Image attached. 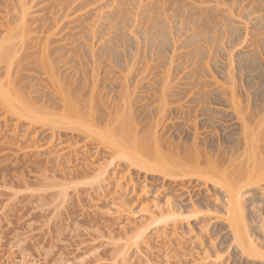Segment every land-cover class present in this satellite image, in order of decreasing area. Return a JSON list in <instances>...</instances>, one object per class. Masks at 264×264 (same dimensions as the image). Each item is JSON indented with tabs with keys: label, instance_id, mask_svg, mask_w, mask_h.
<instances>
[{
	"label": "bare ground",
	"instance_id": "bare-ground-1",
	"mask_svg": "<svg viewBox=\"0 0 264 264\" xmlns=\"http://www.w3.org/2000/svg\"><path fill=\"white\" fill-rule=\"evenodd\" d=\"M113 1L114 0L111 1L110 0H55L54 2H51V0H41L40 1V3L42 2L41 6L39 5V9L34 11V13H32L31 15L30 10L32 6L28 5L29 2L27 3V0H19L18 3H20V7L18 10L16 8L17 10L16 13L14 12L15 14L14 15L12 14V17L11 15L9 16V13L8 14L6 13V16L9 17V20L10 18H13V20L11 23L9 22V20H7L8 19L7 18L5 19V22L4 21L0 22L2 26L3 23L6 22H7L6 24H8L6 26L4 34L3 35L0 34V104L3 106V108H5V111L7 112L6 114H8L9 116L8 118H10V116L13 117L11 118L14 122L13 133H15L14 131L16 130V128H18L19 124H21V126L24 124L25 127L22 126L23 129L25 128L24 130L23 129L22 130L24 132L26 131L25 133L22 132L24 136H27V134L31 132H33L35 135H37L38 133L49 134L47 139L50 140L49 141L46 140L47 143H45L44 145L41 144L35 145V143H31V141L33 142L32 139L28 144V148L29 149L36 148L35 150H38L39 148H43V147L44 148L46 147L47 149L52 148L51 151H54V156L52 153V155H50L52 156L51 159L50 160L48 159L47 162L50 163L51 160L53 162L55 161L54 162L55 164H53L56 168L54 169L55 170L54 173L57 172L58 174L59 172L61 177L64 176L63 178L65 180L68 179L67 181L77 182V185H78V180L79 183L80 180H82L83 182L81 181L80 183L81 185L85 184L86 186L89 185V188L92 187V188H98L99 190L102 189L104 192L101 190L102 193L98 192V194L100 195L102 194V196L106 194L107 197L110 196V198L112 197V199L116 201L117 200L122 201L121 202L122 204L123 203L125 204L127 202H125L126 199L123 198L124 194L123 195L121 194L124 192L121 191H123V189L125 190L126 188L125 193H127V189L128 190L130 189L132 192L135 193V195H132L133 193H131V191L128 192L131 193L130 195H132L131 196L132 198L129 196V194L126 195L129 196L130 201H133V199L134 200L137 199L138 202L141 203L140 204L141 210H143L147 214L146 220L150 221L149 222L150 224L153 223L159 228H160L159 225L161 226L163 225L164 229H167V231L168 229L173 227V225L174 228L175 227L177 228V226H179V225L176 226V224H179L177 223L179 222L177 221V218L180 221L181 219H184V218L179 219V217H181L182 215H183L182 217H185L186 214L184 213L187 211L189 212L192 211V213L189 214L191 219H193V217L191 216H195L194 220H196V218H199L197 217V215L201 213L200 212L201 210L199 209L201 208L199 206V204L201 203L199 202L198 204L195 202L196 203L195 204L194 202H189L190 203L189 204L190 209H189V206L187 205H186L187 207L184 205H180V202L182 204V200L181 201L179 200L180 202H178L177 198L176 201L175 199L172 200L173 198L171 199V197L173 195H170L171 193L165 191L163 193L165 194V198H161V196L156 198V196H154L155 202L152 201L153 205L152 204L150 205L149 202H146V200L151 201V199L147 197L148 196L147 194H146L147 196L145 197V193H148V190L146 188H142L141 190L139 189L140 191L137 190L136 188L137 185L133 184L135 182H133L134 179H132L133 177L132 174L130 173L131 172L130 168L135 167V168H139L140 170L142 169L144 170V172L146 171L147 173V174L145 173L146 175L152 174L153 175L152 177L158 176V178H160L161 183L163 185L167 182L169 183L171 182L174 185H181L183 188L184 187L183 185L185 184L186 186L187 183H191V184L196 183L198 185L204 184L203 186L206 187L209 184L212 185L219 184L217 187H220L223 190L221 196L224 199L223 201L225 202V205H223L224 207H220L219 204L217 205L216 203V206L214 207L215 209L217 206H218L217 209L219 210L220 208L221 210L222 208H224V211L222 210V212L224 213V217L218 215L221 218L218 217L217 218L219 220L225 219L226 221L225 220L224 221L226 223L228 222V227H230L231 229L230 232L232 233L231 234L232 241H234L235 247L238 252H241L249 260H252L254 262L261 260L264 263V237L256 238L252 236L253 231L251 232V230L249 229L250 223L247 220L248 218H246L247 214L245 215L246 211L244 209L246 207L244 206V201H243V192H244L243 188L247 185L251 186V188L254 187V190L258 188L260 191V192L258 191L260 193V196L264 195V85L260 86L257 92L255 93L253 92V94L250 93V95L248 94L247 100L248 101L250 100L249 102L251 103L247 102L248 104L244 105L243 103L244 97L242 98L240 95V97L242 98L241 99L237 93V91L240 89V87L237 88L238 81L237 83L235 82L236 81L235 69H237V67L242 68L243 65H246L247 61L246 63H243V59H245L246 57L249 58L248 55H251L249 61L253 60L252 61L253 65L251 61L248 62L247 65L251 64V66L256 67L257 62L256 63L254 62L255 55L253 54L252 57L251 54L252 53L251 51L254 46L251 44L252 40L251 41L248 40L249 38L245 39V36L247 34L246 35L242 34L243 36L241 35L240 37H237V39L235 38V35L237 33L233 35L234 36L233 40L236 39L238 41L236 40L233 41V44H235L236 42V46H234L232 44V41L229 40L231 43V44L228 43V45L230 44L229 48L234 46L233 50H235L238 48V45H242L244 41H245L244 43H246V41L247 42L250 41L249 49L247 47V44L246 47L250 51L252 45V49L250 51L251 53L249 52L250 54L249 53L246 54L247 51L244 50L245 56L243 58V56L239 55L240 54L239 52L241 51L240 50L239 52H237L239 53L238 55L240 56V59L236 60L233 56H235L234 52H236L237 50L230 51L232 49L231 48L230 50H228L229 54H227L229 56L230 52L232 53L231 57L229 58L228 56L226 57V53H227L226 50L228 49L227 48L228 46L225 47L226 45L224 44L225 46L223 45L222 46L225 47V50L224 48L223 50L221 49V51H223V52L220 51L221 57L228 58L229 61L230 59L232 60L234 59L233 60L234 62L235 60L239 61L236 63L238 66L236 67V65H234L233 64L234 62L232 63V61H230L231 63L227 61L228 65L225 66L226 69H224L225 67L222 65L221 67H224L223 68L224 70L223 69L221 70V67L217 65L215 66L216 69L214 70L212 69V67H214V64L213 66H211V64L213 62L216 63L215 61H213L215 59L214 57L215 56L217 57L216 55L217 53L219 56L220 54L219 50L220 48H222V46L219 45L220 48L219 50H217V48L219 47L217 44H220L221 42L220 38L224 37L223 34L220 35L218 34L217 31L219 29V32H223V29L221 27L224 25L223 28L225 29V26L227 25L226 22L229 23L230 18H232L231 22H233L234 21L233 17L236 16L234 14V11L232 10L233 8L232 9L229 8L231 5L228 6V11L225 10V12L227 13L231 11L229 13V15H231L230 18L229 16H227L228 14L225 13L224 16H227L229 19V20L226 19L227 21L225 22V17L222 15L223 11L221 9L219 10H221L220 12L222 13L216 11L218 10L217 9L218 7L216 8V6L217 5L219 6L220 3L222 4L223 3L222 0L221 1L215 0L216 5H214L213 9L211 7V5L214 4L213 0H212L213 2L212 4L210 2L211 5L208 3L205 4L204 3L205 1L202 0L201 1L203 2V4L201 3L198 4V2H195L197 3L195 10L194 8L192 9L191 6L189 5L190 2L187 3L190 6V10H193L194 13L195 12L199 13V14L198 13L194 14L195 19L190 16L192 18V23L194 22V20L196 23V21L199 19V16L202 14H203V18L205 17L204 14L206 15L205 19L207 18L208 15H209L208 18L210 17V15L214 17V13L215 16L218 13L219 16L221 15L222 17H224L223 20L224 22H222V20L219 21L220 19L218 16L215 17L218 19L217 22L216 19H213V21H215L216 24L214 22L213 24L209 22V19H208V24H207V19L206 21H204V25L207 24L209 25V27L212 26L210 30L211 32L213 31L212 30L213 27L215 26L217 27L215 29L216 35L215 33H212L215 35L214 36L211 34V32L209 34L208 31L205 30H203V32L201 30L202 33H200L199 31V34L194 32L196 29L200 30L201 23L199 24V20H198L197 22L198 24H195L197 28H194L195 26L191 25V23L190 25H187V21L191 22L189 20L191 18H188L186 22L184 21V24L186 25V26L184 25L185 27L193 26L192 28H194V29L190 28L193 31L187 28L189 29V31H191L189 32V34L191 33L189 35L188 30L186 31V28L182 27L181 22L179 24L178 21L181 19L183 24V20H184L183 17L186 19V17L190 15V13L191 15H193L192 14L193 11L192 12L189 11L190 13L186 14V11L188 13L189 8L187 9L185 7V13H184V11L181 10L182 9L181 7H180L181 9H179L181 11L177 9L178 4H176L175 12H174L173 7L175 5H173V3L171 5L169 0L166 2L165 0H160V3L162 1V4H165L168 10L170 9V11L166 10L167 12H165L163 10H165L166 8L164 5H162L164 9L163 8L161 9L164 12V14L161 11L155 10L156 4L154 6V3L157 2V0L156 1L154 0L155 2L152 0L153 3H151L152 1L150 0H149L150 3L147 2L148 0H140V3H137L139 0H134V1L128 0L129 2L127 1V3L133 2V4L130 3L131 8L130 5H128L129 9H127L128 6H125L127 4L123 5L125 6V11H127L128 13H125L122 10L123 7H121L122 4L120 3L119 0H117V2L115 1L113 2ZM173 1L174 4L177 2V1L175 2V0ZM182 1H183L182 7L187 6L186 1L185 0ZM190 1L192 2V0ZM218 1L220 2L219 4ZM237 1L239 2V0ZM256 1L259 7L260 4H262L261 6H263L262 3L263 1L261 2L260 0L261 3L259 4H258L259 0ZM256 1L252 0V2L254 3L257 9L259 7L256 6L255 4ZM118 2L120 3V5L118 4L119 6L117 5ZM134 2L137 3V5L139 4L138 5L139 12H137L136 9L137 5L134 4ZM141 2L143 4L145 3L144 8ZM168 2L171 5L174 15L176 14V11L177 12L179 11L180 17L175 15L176 20L173 19V22L174 20L176 22L178 18L177 25H179V27L181 25L180 28L183 30V33L185 31L188 34L186 40L190 39L189 40L190 42L189 41H188L189 43L185 42V39H183L184 42L183 44L182 43L181 44L182 46H184L186 45L185 43H187L186 46L188 47L186 48L188 49V51H191L190 53L184 51L187 50L184 47H181L182 52L177 51L179 48L177 44L174 46L175 43L173 44L171 42V44L173 45H170L168 43V41H170V39L168 38L172 36L171 35L172 32L171 33L169 32L171 30V27L173 26L170 24L172 22L169 23L168 21V25H166L169 26L168 27L169 31L165 30L167 28L166 26L163 27L162 25L163 23H159L161 24L160 28L158 26L159 24H157L161 16H164V18L166 17L168 18V16H166L167 13L172 18L174 17V15L169 14L171 12V8H169L170 5L168 4ZM224 2L225 4L227 3L225 0ZM12 3L14 2L12 1ZM148 3H149V7L148 5L146 7V4ZM166 3L169 6L166 5ZM193 3L190 4L193 5ZM204 4L206 10H207V5H209L208 7L210 8V12L214 11V13L213 12H212L213 14H211L210 12L202 13ZM225 4L223 5V7L227 5ZM249 4H251L250 1L247 3V5ZM150 5L154 6L155 8L154 13L157 12L155 16L161 12L160 14L161 16L159 15L160 18L157 15L156 18L158 20L157 23L156 20L154 19L155 17L153 18L155 23L152 18H150L151 22L147 20L145 23L143 21H145L146 19H142L143 24L141 23L142 26L138 27L139 22L136 23L135 21L137 20L141 22L140 19L142 15H145V11H141L142 9L146 10L149 16L150 11L148 12V10L152 8ZM237 5L238 3L233 4V0H232V6L234 7V10H235V6ZM247 5H245V8H247ZM140 6H142L141 7L142 9L140 8ZM158 6L159 4H157V7ZM198 6L199 7L201 6L202 8L199 9L200 12L197 9ZM160 7L161 5L159 6V10H161ZM132 8H134V10H132ZM147 8L149 9L147 10ZM251 9H254V11L256 10L255 8H252V6ZM260 9L261 11L257 10V12H259V15H257L258 17L256 15H255L256 18L254 17V19H257V22L255 20L257 24L255 23L254 26L255 27L258 26L257 28L254 27L255 34L253 33V36L255 35L257 36V37L255 36L254 37L255 39L254 38L253 39L255 40L256 43L258 42V48L256 49V47H254L255 52L253 53L255 54L257 53V51L260 52L258 54H261L262 50L264 52V48H263L264 47V14H263L264 6L260 7ZM130 10L132 11V14H130ZM2 11H3V6H2V10L0 8L1 19L3 17H6L4 14L6 9L5 11H3L4 12L3 14ZM136 12L138 13V16L140 14V17L137 18ZM180 12L183 13L181 14ZM11 13H13V11L11 12L10 9V14ZM152 13H153V9H152ZM152 13L150 14V17L154 16V13L153 14ZM260 13H262L263 15L261 14L260 16ZM134 17H136V19ZM171 17L169 18L172 19ZM133 18L135 19V21L133 20ZM29 20L35 22L38 21V23L37 25L35 23L36 26H33L32 28L29 25ZM39 21L42 22L40 25H39ZM236 21H234V24ZM147 22L150 23V26L149 24H147ZM200 22L203 23L202 17L200 18ZM152 23L156 25V28L157 27L158 28L155 29V26L151 25ZM217 23L218 25L220 24V26H218ZM169 24L171 25V27ZM174 24H175L174 26L177 29L176 23ZM198 25H200V27ZM151 26L154 28V30H156V32L153 31L154 33H152L153 28H150ZM231 26L233 27V24ZM3 28H5V26ZM201 28L203 29V25ZM235 28L236 26H234L233 29ZM32 30L34 31L33 33ZM175 31L177 32V30ZM226 31H228V29ZM204 32L205 35H203ZM168 33H170V37L168 36ZM185 34H184V38H185ZM240 34L238 33L236 36H239ZM216 36L219 39L218 43L216 42L218 41V39L216 40L215 38ZM203 37L205 39H202ZM240 38L241 39L244 38V41L242 42L243 39L239 40ZM212 39L215 40L214 46L212 44L213 43ZM202 40L210 42V44H212L211 45L212 48L208 49L209 44L208 43L206 44V42L201 43ZM157 42L159 43V46L160 43L166 45L168 44V48L165 47L166 50L165 48L160 47L161 50L160 52H158L159 53L158 55L154 52V48ZM241 42L242 44H240ZM255 42L252 43L256 44ZM188 44L191 46L193 45V47L189 46ZM215 44L217 45V48H214L216 47ZM259 44L263 49L259 46ZM169 45L171 47L173 46L172 48L176 47L173 50L171 49L172 52L174 51L173 55H170L171 52H168L170 50ZM161 46L164 47L163 45ZM189 47L191 48V50H189L190 49ZM157 48L155 50L156 52L158 50ZM163 49L165 50V53H161L164 52ZM212 50H215L216 54L213 53ZM183 51L186 52V54L189 56L186 59L183 58L182 55L184 53ZM166 52H168L169 56L166 54ZM212 53L214 54V56H212ZM179 54H181L182 56L181 55L179 56ZM210 56L213 57V60L212 58H210ZM239 56L236 57L239 58ZM180 58L181 59L183 58L184 61H181ZM177 59L180 61L176 62ZM220 61L218 62L219 64H221ZM255 61H257V59ZM260 62L261 60L259 61L258 59L259 64H261ZM238 63L242 64V66H239ZM249 68L251 67H249L248 65V69ZM263 68L264 67L262 66V69ZM257 69L255 70L257 71ZM232 71H234V75ZM244 71H246V73L247 72L249 73L248 77L245 75L247 78H249V80H247L248 82L252 80V77L253 79H255L254 75L256 73H254V71H251V69L248 71L243 68L242 72L244 73ZM103 73L105 80L106 78L110 81L111 79L113 80L111 82V84H113L111 85L112 86L111 90L108 89L105 90L103 88L101 91L99 87L100 86L99 82L105 81L103 80V78H101V75ZM239 74H240V79H242L241 75L244 76L245 73L241 74V69H240V73H238V75ZM262 77H264V75ZM260 78L261 77H259V79ZM108 80H106L105 82H107ZM207 81L209 82V84H207ZM262 81L264 83V79ZM255 82L257 83V81ZM241 83H243L242 80ZM247 84L249 85L250 83ZM243 87L244 86H242V88ZM247 88L252 89L249 86ZM254 89L256 88L254 87ZM259 91L260 93L258 94ZM216 96H222V98L226 101L224 103L229 104L228 108L230 110H232L231 108H234L233 109V113H235L234 116H236V118L238 119L237 121L239 122V126L237 125L239 128L237 132H235L236 136L235 137L233 136L234 140L232 139L233 141H231V144L226 143L227 145H230V147L226 145L228 147L227 149L226 148L221 149L220 148L221 143L219 141L218 142L219 150L217 151V154H215L213 157L211 156L213 153L212 151L210 156L208 151L207 154L203 152V154H205L203 155L202 152L198 150L200 148L201 149L203 148L195 146L196 142L193 141V145L195 147L192 146L191 144L192 147L189 146V149L190 147L191 149L187 150L185 146L186 151L184 153L182 151V154H179L180 151L178 155L175 154L176 151L173 153L172 152L173 148L170 151H168L167 154L165 151L164 153L163 149L161 150L159 147L160 146L159 139L161 138L158 139L159 136L157 137L158 135L157 128L161 120L166 118L167 114L174 109H177L182 113H189V114L192 111L196 112L195 114H197L198 112L212 114V112L211 113L209 112L211 109L208 108L207 106L211 107V104L209 105L208 103L214 101V99H216ZM211 98L214 99L212 100ZM218 100H220L219 97ZM230 106L232 107L230 108ZM223 107H225V105ZM219 114L221 115V113ZM145 115H148L147 118H149L150 120L147 119L148 123L145 124L146 123L145 122L142 125V121H146V120H143L144 117L141 118V116H145ZM214 115L215 114H213V117ZM5 116L6 117L4 122L7 121L6 120L7 115ZM197 116L199 115H196V117ZM212 119L214 120V118ZM212 119L210 120L208 119V121H211ZM7 122L5 124H7ZM9 122H8V126H9ZM214 123L216 124V122ZM211 124L212 121L210 122L209 126H211ZM33 127L34 128L38 127L36 131L34 130L36 133L34 131H31ZM206 129H204L206 130V132L205 131L204 132L205 133L208 132L209 136L210 134L212 135L214 134L213 131H215V129H211V128L210 129L206 128ZM29 130L31 132L27 133ZM9 135H13V134H9ZM23 135L21 136L22 138L24 137ZM31 135L35 140L34 135L32 133ZM46 137L47 135L45 136V138ZM22 138L21 141L25 137L23 139ZM74 139L76 141H74ZM229 140H227V142ZM22 142H24V140ZM22 144L19 143L20 147ZM49 153L50 152H48V154ZM103 154L104 157L101 158L102 159L104 158L105 161L103 159L101 160L103 162L100 163L99 161L97 164H95V161L92 158H94L95 156L98 157L99 155L102 156ZM122 159L123 161L128 163V165L127 163H125L128 168V170L127 168H125V170H127L128 172L125 171L124 173V171L122 172L120 170L118 171L117 174H115L116 168L113 167L115 170H113L111 173L115 175L114 180L116 179V181L114 182L116 183H113L115 189H113V187H111L110 184H109L110 187L109 188L105 184V181L107 180L106 175L107 172L109 171L108 169L113 163H115L116 160H117L116 163L118 165L119 160ZM226 163H228L229 166ZM230 166L233 168L229 170L228 167L230 168ZM129 174H131V176ZM55 178H57V176H55ZM98 189L96 190L98 191ZM185 189L186 188L184 187L183 190ZM214 189L216 190V188ZM158 190L159 189H157L155 193L156 192L158 193ZM111 191L113 192L112 196H111L112 193ZM64 192L66 191L64 190ZM260 196L258 195L259 198H261ZM256 199L257 198H255L254 200L256 201ZM191 201H193V199H191ZM260 201L264 202V197L263 200L260 199ZM189 215L186 216L188 217V220H190ZM143 216L145 217L146 215ZM203 218L206 219V217H202L199 219L198 222H200L201 219L204 221ZM170 223L173 225H171ZM168 225H170V228ZM188 225L190 226V222ZM202 225L200 226L197 225V226L200 228L201 226L204 227L202 228V230L205 229V227H207L204 225V223ZM167 226L168 228H166ZM261 226L262 228L260 229H263V231L261 232L262 234H264V223ZM164 229L162 230L164 231ZM192 229H194V227ZM140 236L141 234L140 235L138 234L137 238H139ZM202 248L206 249L207 247L206 248L202 247ZM205 253L208 258L212 256V254H210L207 251Z\"/></svg>",
	"mask_w": 264,
	"mask_h": 264
},
{
	"label": "rangeland",
	"instance_id": "rangeland-1",
	"mask_svg": "<svg viewBox=\"0 0 264 264\" xmlns=\"http://www.w3.org/2000/svg\"><path fill=\"white\" fill-rule=\"evenodd\" d=\"M9 1L10 0H7V1L6 0H0V5H1L0 8L2 10V6H3V11H5V9L7 11V12L5 11V13L2 11V14L4 13L6 16V13L7 14L9 13V16L11 15V17H12V14L14 15L16 13V11L19 9L20 3H18L19 0H11L10 2ZM12 1L14 3H12ZM33 1L34 0H31V1L27 0V3L29 2L28 5L32 6L31 7L32 12L30 10L31 15H32V13H34V11L39 9V5L41 6V3H42V2L40 3L41 0H38V1L35 0L34 2ZM54 1L51 0V2H54ZM114 1L117 2V0H114ZM119 1L122 4V6H121V7H123L122 10L125 13H128L127 11H125V6L130 5V8H131L130 3L133 4V2L127 3L128 0H124V1L119 0ZM150 1H152V0H150ZM153 1L151 3H153ZM166 1H168V0H165V2ZM172 1L173 0H171V1L169 0L171 5H172V3H173V5H175L173 7L174 12H175L176 4H178L179 8L177 7V9L179 10L182 8L181 10H183L184 13H185V7L187 9L189 8L188 13L186 11V14H189L190 12L193 11V10H190V6L192 9L193 8H194V10L196 9L197 3H195V2H198V4L199 3L203 4L202 1H205L204 2L205 4L206 3L210 4V2L212 4L214 2V4H212V5L210 4L212 9L214 8V5H216L215 0H213V2H212V0H210V1L209 0H202V1L201 0L200 1L199 0H195V1L192 0V2L190 0H188V2H187V0H185L186 4L189 2L193 3V1H194V3H193L194 7L190 3H189L190 6L187 4V6L182 7V4H183L182 0H175V2L177 1L175 4H174V1L173 2ZM179 1H180V4H179ZM181 1H182V3H181ZM222 1L225 4L224 0H222ZM225 1L227 2L226 3L227 5L225 4L226 6H224V7H223L224 4L223 3L221 4L218 1V4L219 3L220 4H219V6L218 5L216 6V8L218 7L217 8L218 10H216V11L220 12L222 10L224 14L222 12H220V13H222L223 16L226 13V14H228L227 16H229V18H230L231 15H229V13L231 12L230 10L233 8L232 10L234 11V14L236 16L233 17V15H232V17H233L234 21L237 20L236 21L237 23L235 22V24H236L235 25L234 21L231 22L232 18H230L231 23L230 22H229L230 24L227 23L226 19H228V17L224 16L225 22L227 25L225 26V29H224L223 28L224 25L222 24L223 26L221 28L223 29V32H219V29L217 31L218 34H220V35L223 34L224 37H221L220 38V41H221L220 44H217L219 42V39L216 36L215 37L216 40L218 39V41H216L217 42L216 44L218 46L219 45L220 46L226 45L225 47L228 46L227 47L228 49L226 50L227 51L226 57L228 56L227 54H229L228 50H230L231 48L232 49L230 51L237 50L236 52H234L235 56H233L236 60H239L240 56H243V58H244V56H245L244 50L247 51L246 54H248L252 49V45H254L253 49L251 51L252 53L251 52L250 53L252 54V57H253V54L255 55L254 56L255 60L257 59V61L254 60L255 63L257 62L256 67L251 66V64H248L249 67H251L249 69H248L247 63L251 61L252 65H253V62H252L253 60L249 61V59L251 58V55H248L249 58L248 57H246L245 59L242 58L243 63H246V61H247V63H246L247 66L246 65L242 66V64L238 63L239 66H242V68L237 67L238 65L236 63L239 61L235 60V62H234L233 61L234 59L233 60L230 59V61H232V63L234 62L233 64L236 65V67H237V69H235V78H236L235 82L237 83V81H238L237 88L240 87V89L237 91V93H238L239 97H240V95L242 98L244 97L243 103H244V105H247L248 103H251V102H249L250 100L249 101L247 100L248 94L250 95V93L253 94V92L254 93L257 92V90H259V87L264 85V83L262 81L264 79V77H262L264 75L263 74L264 68L262 69V66L264 67V62H263L264 61L263 60L264 52L262 50V52H261L262 55L258 54V53H260L259 51H257L256 54L253 53V52H255L254 47H256V49L258 48V42L256 43L254 40L255 39L254 37L256 35L253 36V33L255 34V32H254L255 26L254 25L257 22V19H254V17H255V15L256 16L259 15V12H257V10L261 11L260 7L264 6V0H261V2L263 1L262 2L263 6H261L262 4H260V7L257 5V1L255 0L256 6L259 7L257 9H256L254 3L252 2V0H242V2H241V0H239V2L237 0H233V4L238 3V5L235 6V10L233 7L234 5L232 6V0H225ZM249 1L251 4L247 5V3ZM4 2H6V3H4ZM147 2H149V0ZM169 2H168V4H169ZM261 2L259 0L258 4ZM120 3L118 2L117 5L118 4L120 5ZM137 3H140V0ZM137 3L134 2V4H136V5H137ZM149 3L146 4V7H147V5L149 7ZM124 4H127V5L123 6ZM155 4H156V6H155ZM157 4H159V6L161 5L160 9L163 8L162 5L165 6V4H162V1L160 3V0H157V2L154 3V6L156 9L154 8V6H151V5L150 6L152 8H150V10H148L149 8H147L148 12L150 11L149 16H148V13L146 12V10H143L141 8L142 6L144 8V5H145V3L144 4L142 3V6H140V8L142 9L141 11H145L146 16L142 15L143 12L141 13V15H142V17L140 19L141 22L137 21V20L135 21L136 17H134L135 19L133 18V20L136 23L139 22L138 27L142 26V24H143L142 19H146L145 21H143L145 23L147 20L151 22L150 18L153 19L155 17L154 19L156 20V23H157V21H158L156 19L157 15L159 17L161 12L164 14L163 11H165V12L170 11V9L168 10L166 8L167 6H165V8H166L165 10H163V11H162V9L159 10V6L157 7ZM168 4L166 3V5H168ZM205 4L203 6V9L201 8V6L200 7L198 6V8H197L198 11L201 8L203 10L202 13L203 12L209 13L210 12V8L208 7L209 5H207V10H206ZM252 4L254 5V7ZM138 5H137V8L135 7L137 9V12H139L138 11ZM171 5L169 8H171ZM245 5H247V8H245ZM220 6H221V8H220ZM228 6H230L229 8H231L229 10L230 11L229 13L225 12V10L228 11ZM251 6H252V8H255L256 10L254 11V9H251ZM249 7H250V9H249ZM14 8H15V10H14ZM16 8H17V10H16ZM204 8H205V10H204ZM10 9H11V12L13 11V13H11V14H10ZM127 9H129V6ZM152 9H153V13L155 12V10H158L161 12L160 13L158 12L159 14H157L155 16V14L157 13L156 12V13H154V16L150 17V14L152 13ZM219 9H221V10H219ZM132 10H134V8H132ZM173 10L171 8L172 13L170 12L169 13L170 15H174ZM181 10H179V11H181ZM135 11H134V13H135ZM179 11L178 12L176 11L175 15L180 17ZM253 11H254V13H253ZM19 12H20V10H19ZM19 12H18V14H19ZM212 12L214 13V11H212ZM212 12H210V13L213 14ZM195 13H198V12H195ZM195 13L193 11L192 14L194 15ZM249 13H250V15H249ZM130 14H132L131 10H130ZM186 14H185V17H186ZM261 14L262 13H260V16H261ZM263 14H264V9H263ZM0 15H1V13H0ZM175 15L172 18L167 13L166 16H168V18L165 16L167 18V20H166V18H164V16L160 15L161 18L159 17L160 19H159V22L157 24L163 23L162 25L164 27V26L168 25V21H169V23L172 22V23H170L171 25H173L172 27H175L174 23H176V25H177L178 22H179V24L181 22L182 27H185L186 25L184 24V21L186 22L188 20V18H191V17L194 18L195 17V15L193 16L190 13V15H188L185 19L182 15V17L184 19L183 24H182L181 19L178 21V18H177L178 22L177 21L175 22V20H176ZM135 16H136V14H135ZM204 16L206 17L205 14H204ZM208 16L206 18L207 24H208V19H209V22H211L212 24H213V22L216 24L218 19L215 17H217V16L220 19L219 21L222 20V22H224L223 21L224 17H222L221 15L219 16L218 13L216 16L214 13V17L210 15V17L208 18ZM138 17H140V14L138 16V13H137V18ZM169 17H171L172 19H170ZM201 17H202L203 23L200 22ZM205 17L203 18V14H202L199 16V19H198L199 24L201 23V27L203 25V29L200 27V25H198L200 27V30L196 29L194 32L199 34V31H200V33H202L203 30H205V31H208V33L210 34V32H211L210 30H211L212 26H211V24H210L211 27H209V25H207V24L204 25V21H206ZM3 18H4V20H3ZM3 18L2 19L0 18V22L1 21L5 22V19H7V18H8L7 20H9L8 16L3 17ZM163 18H164V20H163ZM192 18L189 19L191 22L187 21V25H190V23H191V25L195 26L194 28H197V26L195 24H198L197 23L198 20L196 18V20H197L196 23H195V20L192 23ZM154 19H153V21H154ZM173 19H175L174 22H173ZM213 19H216V22L213 21ZM238 19H240V20H238ZM12 20H13V18H10L9 22L12 23ZM255 20H256V22H255ZM30 21L31 20H29V25L32 28H33V26H36L38 23V21L37 22H35V21L30 22ZM166 21H167V23H166ZM6 23H3V26L0 23V28L2 29V30L0 29V32H1L0 34H2V35L4 34L6 26L8 25ZM35 23H36V25H35ZM41 23L42 22L39 21V25ZM154 23H155V21H154ZM154 23H152L151 25H154L155 29H157L158 27L156 28V25ZM147 24H149V26H150V23L147 22ZM220 24L218 25V23H217L218 26H220ZM232 24H233V27L231 26ZM160 25L161 24L158 25L159 28H160ZM171 25H170V27H171ZM181 25H180V27H181ZM4 26H5V28H3ZM193 26L185 27L186 31L188 30V34H189V32L193 31L190 29ZM234 26H236L235 29H233ZM168 27L169 26H166V28H167V29H165L166 31H169ZM172 27H171V30L172 29L173 30L172 31L170 30L169 32L170 33L172 32L173 34L171 33L172 36L170 37V33H168V36L170 37V38H168V39H170V41H168V43L170 45H173L175 43L174 46L177 44V46L179 47L177 51L182 52L181 47H184L185 49H187L186 47H188V46H186L187 43H185L186 45L182 46V44L184 42L183 39H185V42H188L190 39L186 40V37H188V34L185 31L183 33V30L179 27V25H177V29H176V27L175 28H172ZM199 27H198V29H199ZM206 27H209V28H206ZM230 27H232V28H230ZM257 27L258 26H256L255 28H257ZM150 28H153V27L151 26ZM187 28H189L191 31H189V29H187ZM194 28H192V29H194ZM216 28H217L216 26L213 27L212 30L214 32L212 31L211 34L215 33V35H216V32H215ZM227 29H228V31H226ZM175 30H177V32ZM201 30H202V32H201ZM153 31L156 32V30H154V28L152 30V33H154ZM240 31H241V34H240ZM33 32L34 31L32 30V33ZM185 33L187 34V36ZM236 33L237 34L239 33L240 35L236 36L237 35ZM184 34H185V38H184ZM206 34H207V32H206ZM242 34H244V35L247 34L245 36V39L249 38L248 40H250V41L252 40L253 43L254 42L256 43V44H253L251 42L252 45H251L250 51L248 50L249 45H250V41H248V42L246 41V43H244L245 42L244 38H242L243 40L241 38L239 39V40H242V42L244 41L243 44L241 42L240 44H242V45H238V48L233 50V47L236 46V42H235V44H233V41H235L237 39V37H240ZM203 35H205V32L203 33ZM212 35H214V34H212ZM233 35H235V38H236L235 40H233L234 39ZM227 36H228V38H227ZM200 39H201V37H200ZM202 39H205V38L203 37ZM214 39H212L213 43L211 42L213 44V46L215 43ZM224 39L226 42L224 41ZM229 40L232 41V44L234 45L231 48H229L230 47L229 45L231 44ZM222 41L225 43H223ZM236 41H238V40H236ZM171 42L173 44H171ZM203 42L204 43L206 42V44L207 43L209 44L208 45L209 48L207 47L208 49L212 48L211 47L212 44H210V42L202 40L201 43H203ZM143 43H146V42H143ZM228 43H230V44L228 45ZM147 44H149V43H147ZM157 44H158V46H157ZM157 44L155 45V48H154V52L157 55L159 54L158 52H160L161 48H165V47L168 48V44L166 45V44L160 43V46H159L158 42H157ZM246 44H247L248 49L246 47ZM161 45H163L164 47H162ZM217 45L214 48H217ZM151 46H153V45H151ZM189 46H191V45H189ZM220 46L217 48V50H219ZM223 46L219 50V53H220L219 56L220 57L218 56V53L216 54L215 50H212L213 53H215L218 58L215 56L214 58L216 60L215 59L213 60V57L210 56V58H212V60L216 62V63L213 62L211 64V66H213V64H214V67L217 65H219L220 67L222 65L224 67L226 65H228L227 61H229V59L221 57V52H223V51H221V49L223 50V48H224V50H225V47H223ZM259 46L261 47L260 44H259ZM172 47L170 46V50L171 49L173 50L174 48H176V47H174V48H172ZM191 47H193V45ZM156 48L158 49L157 52L155 51ZM166 48H165V50H166ZM184 48H183V50H184ZM165 50H164V52H161V53H165ZM170 50L168 52H171L172 54L170 53V55H173L174 51L172 52V50L171 51ZM189 50H191V48ZM152 51H153V49H152ZM184 51H187L189 53L191 52V51H188V49L184 50ZM226 51H224V52H226ZM168 52H166L167 55H168ZM237 52H239L240 54ZM243 52H244V55H243ZM213 53H212V56H214ZM241 53H242V55H241ZM222 54H224V53H222ZM231 54L232 53L230 52V55L228 56L229 58L231 57ZM180 55L181 54H179V56ZM182 55H183L184 59L189 57L186 54V52H184ZM236 56H239V58H237ZM183 58L182 59L180 58L181 61H184ZM258 59H259V61L261 60V62H260L261 64L258 63ZM244 60H245V62H244ZM156 61H158V60H156ZM179 61L180 60H178V59L176 60V62H179ZM219 61L221 64L218 63ZM223 61H226V62H223ZM225 63H227V64H225ZM255 63H254V65H255ZM214 67H212V69L215 70L216 67L215 68ZM224 67H221V70ZM245 67H247V68H245ZM252 67H253V70H252ZM254 67H255V69L260 67L262 70L259 68L260 70L257 69V71H256L254 69ZM243 68L248 70V71L250 69H251V71H254V73H256L254 75L255 79H253V77H252V80L248 82L247 80H249V78H247V77H248L249 73L248 72L246 73V71H244V73H245L244 74L242 72ZM224 69H226V67ZM240 69H241V74H244V76L241 75L242 79H240V74L238 75V73H240ZM257 72L259 75L257 74ZM232 73L234 75V71H232ZM102 75H103V77H102ZM102 75H101V78H103V80H105L104 73ZM174 75H173V77H174ZM257 75H258V78H257ZM259 77H261V78L259 79ZM258 79H259V81H258ZM106 80H108V79L106 78ZM241 80L244 84L241 83ZM105 81L99 82V85H100L99 87H100L101 91L103 88L105 90L106 89L111 90L112 89L111 85H113V84H111V82L113 80L111 79V81L110 80H108L107 82H105ZM255 81H257V83ZM252 82H253L254 86H253ZM236 83H235V86H236ZM247 83H250V84L248 85ZM207 84H209L208 81H207ZM246 85H247V87L249 86L252 89L247 88ZM242 86H244V87L242 88ZM254 87L256 89H254ZM250 90H252V91H250ZM259 93H260V91L258 92V94ZM218 97L220 100H218ZM214 98H211V99L213 100ZM244 100H245V102H244ZM224 102H226V101L222 98V96H216V99H214V101H212L211 103H208L209 105L211 104L212 108L209 106H207V107L210 108L211 110L213 109L212 111L211 110L209 111L210 113L212 112V114H206L204 112H201V113L198 112L197 114H195L196 112H194V111H192L189 114V113H182L181 111H179L177 109L172 110L170 113L167 114L166 118L162 119L161 122L158 124V128H157L158 135H157V137L159 136L158 139L161 138V139H159L160 140V142H159L160 149L161 150L163 149V152L165 151L167 154V152L173 148L172 152L174 153L176 151L175 154L178 155L179 151H180L179 154H182V151L184 153L186 151V149L190 150L191 147L194 146L193 141H195L197 144L196 145L194 142L195 146L203 148V149L200 148L201 150L198 149L200 152H202V154H203V152H205L207 154V151H208L209 156H210L211 151H212L213 153L211 156L214 157V155L217 154V151L219 150V147H218L219 141L222 144V145L220 144L221 149L222 148L227 149L228 148L227 146L230 147V145H227L226 143L231 144V141L234 140V137L236 136L235 132H237V130L239 128L238 127L239 122L237 121L238 119L236 118V116H234V114H235V113H233L234 108H231L232 106H230V108L232 109V110H230L228 108L229 104L228 103L225 104ZM212 103H213V105H212ZM220 104H222V105H220ZM224 105H225V107H223ZM6 113L7 112L5 111V108H3V106L0 104V264H213V262H214V264H261V263L264 264L261 260H258L255 262L252 260H249L241 252H238L236 247H235L234 241H232V235H231L232 233L230 232L231 231L230 227H228V222L226 223L225 219H221V220L218 219V218H221L218 215L224 217V213L222 212V210L224 211V208H222V210L220 208V210H221V212H220V210L217 209L218 206L216 207V209L214 207L216 206V203H217V205L219 204L220 207H224L223 205H225V202L223 201L224 199L221 196L223 193V190L220 187H217L219 184L218 185L209 184V185H207V187H209V188H207L206 186H203L204 184L198 185L196 183H192V184L187 183L186 186H185V184L183 185L186 188L185 190H183L184 187L182 188L181 185H174L171 182L170 183L167 182L163 185L161 183L160 178H158V176L152 177L153 176L152 174H150L151 176L149 174L146 175L147 174L146 171L144 172V170H142V169L140 170L139 168H135V167L134 168L132 167L133 169L130 168L131 169L130 173L132 174V177H133L132 179H134L133 182H135L133 184L137 185V187H136L137 190H139V189L141 190L142 188H146L148 190V193H145V197L148 195L147 197H149L151 199V201L146 200V202H149L150 205L151 204L153 205L152 201L155 202L154 196H156V198H158L159 196H161V198H165V194H163L165 191H168L169 193H171L170 195H173L172 197L170 196L171 199L173 198L172 200L175 199V201H176V198H177L178 202H180L182 200V204L180 202V205H184V206L187 205V206H189V209H190V205H189L190 203L189 202H194V203L196 202L198 204H199V202L201 203V204H199V206L202 208V209L199 208L201 210L200 211L201 213L199 212L200 214L197 215V217H199V218H196V220H194L195 216H191V217H193V219H191L189 214H191L192 211L191 212L187 211L184 213V214H186L185 217H182L183 215L181 217H179V219L180 218H184V219H181V221H180L177 218V221H179V222H177L179 224H176V226L179 225V226H177V228H179V229H177L175 227L177 232L175 231L174 225L171 223L170 224L173 225V227L170 228V225H168L170 229H168V231H167V229H164L163 225L162 226L159 225L160 226V228H159L155 224H153V223L150 224L149 223L150 221L146 220L147 214L143 210H141V205H140L141 203H139L137 199H135V200L133 199V201H130L129 196L131 197L132 195H135V193L132 192L130 189L129 190L127 189V193H125L126 188L124 187L125 190L122 188L123 191H121V192H124V193H121V194L122 195L124 194L123 198H125L126 199L125 202H127L125 204L124 203L122 204L121 203L122 201H120V200L116 201V200L112 199V197L110 198V196L107 197L105 193H104L105 194L104 196H102V194L101 195L98 194V192L102 193V191H103L102 189H101L102 190L101 191L98 188H92L91 187L92 188L91 189V188H89V185H87V186L85 184L81 185L80 183L82 180H80V183L78 180V185H77V182L67 181L68 179L65 180L63 178L64 176L61 177L59 172H58V174H57V172L54 173L55 172L54 169H56V168L53 164H55L54 163L55 161L53 162L51 160L50 163L47 162L48 159L49 160L51 159L52 156H50V155H52V153L54 156V151H51L52 148L47 149L46 147L45 148L43 147V148H39L38 150H35L36 148L35 149L34 148L29 149L28 148V144L30 143V141L32 139H33V142L31 141V143H35V145H40V144L44 145L45 143H47V141L50 140V139L49 140L47 139L49 134L38 133L37 135H35L31 131H34V130L36 131L38 129V127H36V128L33 127L32 130L30 129L31 131L29 130L27 133L31 132L35 137V140H34L31 133H29V134L26 133L27 136L23 135V133L26 132V131L25 132L23 131L25 129V128L23 129V127H22V126H24V124L22 126H21V124H19L18 128H16V130L14 131L15 133H13V129H14L13 123L14 122L11 119L13 117L10 116V118H8L9 116ZM219 113H221V115ZM225 113H227V114H225ZM232 113H233V115H232ZM4 114L7 115L6 120L8 122L12 121V122H9V126H8L7 121H6L7 124H5L6 122H4L5 117H6ZM213 114H215L214 117H213ZM196 115H199V116L196 117ZM145 116H141V118L144 117L143 120H146V121H142V119H141L142 125L145 122H146L145 124H147L148 120H150L149 118H147L148 115H145ZM229 117H231V118H229ZM212 118H214V120ZM208 119L209 120L212 119L211 120L212 121V124H211L212 127L209 126L211 121H208ZM213 121L216 122V124ZM204 125H205V127H204ZM140 128H143V127H140ZM206 128L215 129V131H213L214 136L212 134H210V136H212V137H210L208 132L205 133L207 130ZM204 129H206V130H204ZM9 134H13L15 137L13 135H9ZM194 134H196V135H194ZM205 134H207V135H205ZM231 134H232V137H231ZM22 135L25 137V138L23 137L24 139L21 137ZM43 135H45V136L47 135V137L45 138V136H43ZM207 136H209V137H207ZM21 138L24 140V142H22L23 140L21 141ZM227 140H229V141L227 142ZM74 141H76V140L74 139ZM19 143L20 144L24 143V144H22L20 147ZM36 143H38V144H36ZM198 143H200V144H198ZM191 144H192V146H191ZM185 146H186V149H185ZM189 146H191L190 149H189ZM40 149H41V151H40ZM48 152H50V153L48 154ZM203 155H205V154H203ZM105 156H107V155H105ZM101 157H104V154L102 156L99 155L98 157L95 156L92 159H94L95 164H97L99 161H100V163L103 162L101 160H103L104 158L102 159ZM98 158H101V159H98ZM104 161H105V159H104ZM46 162H47V164H46ZM116 162H117V160L115 161V163H113L110 166L111 168L109 167L108 170L110 171V173H109V171L107 172V175H106L107 180L105 181L106 186L109 187V184H110V186L113 187V189H115L113 183H116V182H114V181H116V179L114 180L115 175L112 174L111 172L113 170H115L114 168H116L115 174H117L118 171H120V170L122 172L124 171V173H125V171L128 170V168H127L128 163L123 161V159L119 160L118 165ZM125 163H127V165ZM226 164L228 165V163H226ZM227 165H226V167H227ZM45 166H47V167H45ZM125 168H127V170H125ZM232 168L233 167H231V166H230V168L228 167L229 170ZM108 173H109V176H108ZM55 174H57V175H55ZM131 174H129V175L131 176ZM55 176H57V178H55ZM51 178H52V180H51ZM107 182H108V184H107ZM136 185H134V186H136ZM213 186H215V187H213ZM220 186H221V184H220ZM64 188H66V189H64ZM214 188H216V190ZM75 189H77V190H75ZM93 189H95V190H93ZM96 189H98V191ZM157 189H159L158 193L157 192L155 193V191ZM220 189L222 192L220 191ZM243 189H244L243 190L244 191L243 192V201H244V206L246 207V208L244 207L245 208L244 210L246 211L245 215L247 214L246 218H248L247 220L250 223L249 229L251 230V232L253 231L252 236L256 237V238L264 237V234H262V232H261V231H263V229H260V228H262L261 225L264 223V202H261L260 199L263 200L264 195H262L263 197L260 196L259 189L256 188L254 190V187L251 188V186H249V185L245 186ZM64 190L66 192H64ZM119 190H120V188H119ZM95 191H97V192H95ZM128 191H131V193H133V194L130 195L131 193ZM114 193H115V191H114ZM219 193H221V194H219ZM126 194H129V196H127ZM112 195H113V192L111 193V196ZM218 195H219V197H218ZM258 195L261 198H259ZM255 198H257L256 201L254 200ZM191 199H193V201H191ZM175 201H174V203H175ZM221 213H222V215H221ZM201 214L202 215L206 214L209 217H207L206 215L202 216ZM143 215H146V216L144 217ZM188 215H189V218L191 221L188 220V217H186ZM202 217H206V219L203 218L204 221L201 219V221L198 222L199 219ZM211 217L212 218L214 217V218L212 219ZM182 220H183V222H182ZM188 221L190 222L191 227L188 225L189 224ZM253 221H254V223H253ZM198 223H200V224H198ZM201 223L202 224L204 223V225L207 226L203 230H202V228H204V227H202L203 225ZM154 225H155V227H154ZM197 225L198 226L202 225V226L200 228ZM168 226L166 228H168ZM254 226H255V228H254ZM193 227H194V229H192ZM172 228H173V230H172ZM162 229H164V231ZM138 234L139 235L141 234V236L139 238H137ZM201 241H203V242H201ZM202 247H205V248L207 247L208 249L206 248L207 249L206 250V249H203ZM206 251L209 252L210 254H212V256L208 258L206 253H205Z\"/></svg>",
	"mask_w": 264,
	"mask_h": 264
}]
</instances>
